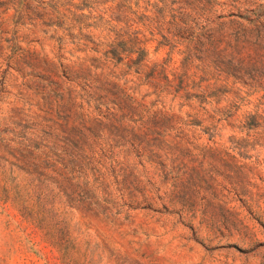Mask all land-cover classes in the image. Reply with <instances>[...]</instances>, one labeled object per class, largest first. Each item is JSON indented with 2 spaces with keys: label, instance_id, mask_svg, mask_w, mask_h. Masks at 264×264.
Segmentation results:
<instances>
[{
  "label": "rangeland",
  "instance_id": "obj_1",
  "mask_svg": "<svg viewBox=\"0 0 264 264\" xmlns=\"http://www.w3.org/2000/svg\"><path fill=\"white\" fill-rule=\"evenodd\" d=\"M118 3L0 0V264H264V41L185 101L103 57Z\"/></svg>",
  "mask_w": 264,
  "mask_h": 264
},
{
  "label": "trees",
  "instance_id": "obj_2",
  "mask_svg": "<svg viewBox=\"0 0 264 264\" xmlns=\"http://www.w3.org/2000/svg\"><path fill=\"white\" fill-rule=\"evenodd\" d=\"M118 1L113 19L106 20L104 24L108 42L98 44L106 49L103 57L114 60L116 64L126 60L128 69L142 74L147 68L145 61L149 44H156L155 51H168L167 63L172 60L173 53L180 54L182 59L176 73L172 74V79L167 74L163 75L165 84L162 87L173 96L180 94V99L185 101L201 99L200 95L191 92L198 91L208 78L211 80L228 74L233 61L229 55H239L244 49L239 42L248 39L264 41L263 0H231L240 4L239 9L229 12L227 16H218V20L227 21H219L216 27L212 26L210 17L218 6H222L218 4L220 0H155V3L145 2L143 6L138 2L132 4L131 0ZM76 17L85 18L83 15ZM232 41L237 44H232ZM251 50L256 57L261 47L254 44ZM195 61L198 63L194 64ZM253 61L256 62L255 59ZM235 64L239 68L244 60L237 59ZM165 69L154 66L147 76L157 79L155 85L159 87V78ZM211 70L219 74H211ZM199 103L202 104V100ZM130 110L135 115L136 109ZM217 113L226 119L232 117L229 110H218ZM153 118L160 120L165 117L158 114ZM252 119L247 129L259 126L257 117ZM159 122H155V125Z\"/></svg>",
  "mask_w": 264,
  "mask_h": 264
}]
</instances>
